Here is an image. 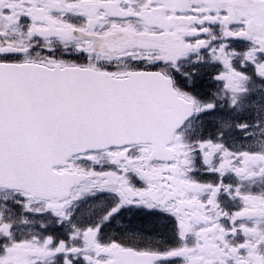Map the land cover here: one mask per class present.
Segmentation results:
<instances>
[{"label": "snow or ice", "instance_id": "snow-or-ice-1", "mask_svg": "<svg viewBox=\"0 0 264 264\" xmlns=\"http://www.w3.org/2000/svg\"><path fill=\"white\" fill-rule=\"evenodd\" d=\"M0 264H264V0H0Z\"/></svg>", "mask_w": 264, "mask_h": 264}]
</instances>
